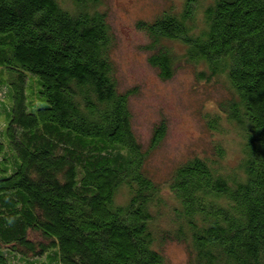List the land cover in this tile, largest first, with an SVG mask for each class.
<instances>
[{"label":"trees","instance_id":"obj_1","mask_svg":"<svg viewBox=\"0 0 264 264\" xmlns=\"http://www.w3.org/2000/svg\"><path fill=\"white\" fill-rule=\"evenodd\" d=\"M103 4L0 0V264H169L167 242L187 264H264V0H174L136 21L160 79L190 66L221 88L202 118L234 143L162 181L146 161L166 125L136 139Z\"/></svg>","mask_w":264,"mask_h":264},{"label":"rangeland","instance_id":"obj_2","mask_svg":"<svg viewBox=\"0 0 264 264\" xmlns=\"http://www.w3.org/2000/svg\"><path fill=\"white\" fill-rule=\"evenodd\" d=\"M174 0H104L115 44L111 56L119 90L133 88L129 99L131 126L138 142L146 148L153 128L160 121L166 133L152 150L146 166L157 181L166 179L171 170L186 158L211 154L212 142L231 148L229 135H212L204 125L202 113L211 112L223 97L218 86L194 78L193 69L180 68L172 78L162 80L147 62L144 32L137 20H151ZM3 92H0V98ZM0 127L3 124L0 122ZM229 146V147H228ZM231 151V150H230ZM231 155L228 161L232 162ZM164 251L169 264H187L183 244L167 242Z\"/></svg>","mask_w":264,"mask_h":264}]
</instances>
